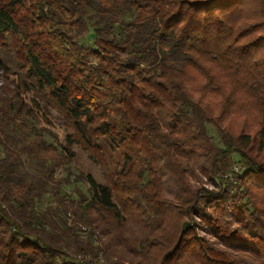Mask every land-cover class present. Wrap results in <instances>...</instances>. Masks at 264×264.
<instances>
[{
  "label": "trees",
  "instance_id": "16d2710c",
  "mask_svg": "<svg viewBox=\"0 0 264 264\" xmlns=\"http://www.w3.org/2000/svg\"><path fill=\"white\" fill-rule=\"evenodd\" d=\"M0 72V264H264V0H0Z\"/></svg>",
  "mask_w": 264,
  "mask_h": 264
},
{
  "label": "rangeland",
  "instance_id": "374dc122",
  "mask_svg": "<svg viewBox=\"0 0 264 264\" xmlns=\"http://www.w3.org/2000/svg\"><path fill=\"white\" fill-rule=\"evenodd\" d=\"M0 72V86L4 83L1 78ZM39 121L28 119L27 124L29 127V138L28 141L38 140L39 136L42 140L46 142V144H55L60 145L63 143V137L65 132L63 128L60 126L59 121L56 119H51V123L48 124L44 122L43 119ZM27 140V138H26ZM44 151V150H42ZM72 152L76 154L73 162H71L67 168L59 169L56 173L53 181L57 183H52L53 186H59L62 191V194L69 196L70 199H79L80 196L89 197V186L85 181H78V179L82 178L83 175L86 176L91 174L98 183L105 184L106 179L104 176V171L100 167L99 164L95 163L91 160L89 153L82 150L79 147H73ZM23 158L26 161V168L32 173L37 174L36 172V162H32L27 158L26 155H23ZM107 161L111 170H115L117 168H121L124 164L123 159L119 152H115L112 154V157H107ZM235 171H240L239 167L235 168ZM237 173V172H236ZM40 174V173H39ZM59 184V185H58ZM52 185H49V189L52 188ZM193 185L204 187L208 190L215 189L210 180L205 176L201 175L197 181L193 182ZM50 203V197L45 196L41 201V208L43 210L48 209V205ZM69 223L71 222V218L67 220ZM90 230V228H89ZM94 243L96 246L103 247V244L107 242V238L99 233L93 237ZM109 252V250H107ZM74 260L77 262H93L94 264H113L114 258L105 254V252H100L96 255L92 254H77L71 253Z\"/></svg>",
  "mask_w": 264,
  "mask_h": 264
}]
</instances>
